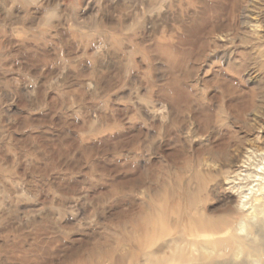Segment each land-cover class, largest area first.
Wrapping results in <instances>:
<instances>
[{
	"label": "rangeland",
	"instance_id": "1",
	"mask_svg": "<svg viewBox=\"0 0 264 264\" xmlns=\"http://www.w3.org/2000/svg\"><path fill=\"white\" fill-rule=\"evenodd\" d=\"M180 236L264 264V0H0V264H164Z\"/></svg>",
	"mask_w": 264,
	"mask_h": 264
},
{
	"label": "bare ground",
	"instance_id": "2",
	"mask_svg": "<svg viewBox=\"0 0 264 264\" xmlns=\"http://www.w3.org/2000/svg\"><path fill=\"white\" fill-rule=\"evenodd\" d=\"M240 208H239V210H240ZM199 213L200 214H197V216H195L194 214L191 216L189 215L190 216V219L188 221L189 223H188V225H185L187 230L193 231L196 233H206V232L214 231L215 229L218 228L216 223H213L212 221L208 220V218L206 216H204L201 212H199ZM157 221H158V219H157L155 211H152L151 213H149V215L147 217V223L153 222L156 224ZM250 221L252 222V220H249V222ZM229 239L230 238H227L225 240H218V239L212 240L211 239L209 241H196V240H185L184 241V239L181 236L177 237V238H171L168 240V243H171V242L176 243V246H175L176 250H175L174 254L172 256H170L163 263L164 264H174V263L175 264H191L190 261H191V258H193V260L197 259L201 262H204V264H227L228 258L225 259L226 262H220L219 260H216L217 259L216 254L219 253L217 250H222L224 255H227L228 257L234 255V250H235L236 246L233 248L229 242ZM182 242H184V244L182 245V246H184V248H180V244ZM190 244L196 245V249L198 251L197 257H194V256L190 257L189 253H183L182 252V250L184 251V249H186L187 245H190ZM250 247H251V249L250 248L249 249L253 253L258 252V248L256 246L255 247L250 246ZM158 264H161V262H158Z\"/></svg>",
	"mask_w": 264,
	"mask_h": 264
}]
</instances>
